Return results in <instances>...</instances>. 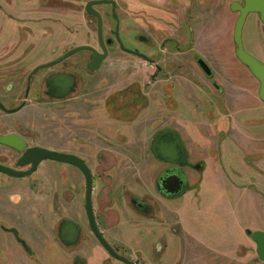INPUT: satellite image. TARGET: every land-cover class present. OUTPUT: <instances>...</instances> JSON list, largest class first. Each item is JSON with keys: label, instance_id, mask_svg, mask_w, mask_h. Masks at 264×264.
Masks as SVG:
<instances>
[{"label": "flooded vegetation", "instance_id": "flooded-vegetation-1", "mask_svg": "<svg viewBox=\"0 0 264 264\" xmlns=\"http://www.w3.org/2000/svg\"><path fill=\"white\" fill-rule=\"evenodd\" d=\"M236 3L242 6L246 4L245 0H0V38L3 37L7 22L1 18L12 19L18 12L27 16L25 18V34L28 36L27 39L30 37L29 42H25L27 46L21 49L15 45V48L13 47L6 54L0 56V111L7 116L20 113L27 106L29 97L36 101L37 98H42L47 103L60 104L67 115L70 114L72 117L76 115L77 121L80 122L79 126H83L82 129L86 131L84 136L77 135L76 140L83 143L87 141L90 149L91 146L95 147L97 138H104L100 131L102 128H95L96 108L90 100L95 93L93 88L95 82L90 77L95 74L97 69L107 64L122 65L125 63V65L131 66L138 63L148 65L155 70L147 74V80L144 83L138 80L132 81L119 90L121 94L120 106L117 104L115 106L117 100H115L114 106L111 105L112 94L109 95L108 104L105 103L106 117L129 126L127 128L121 125L123 129L118 130L117 138L109 142L110 144L115 142L116 144L131 143L133 145L131 157H92V159L88 157L90 153L82 155L76 152L52 149L76 155L85 161L93 176L92 207L99 231L119 255L128 258L134 264H142L146 260L148 256L145 255L144 249L138 251V255L143 260L134 261L130 257L132 254H129L123 246L118 247V245L110 243V239L115 240L114 242L122 240L123 237L118 230L123 226L129 227L140 238L156 233L158 241L156 246L158 247H155L154 250L161 248L154 251L156 253L153 255L154 262L163 250H165L164 258L168 254L169 242L164 236H168L172 232L173 238L174 235L182 236L184 253L190 259L189 241L191 237L183 229L182 216L178 213V210L183 207L176 209L169 203L170 200L184 199L190 192L196 191L195 194L198 195L204 179L201 175L207 168L206 163H192V152L186 146L182 135L187 149V161L183 165L165 162L155 157L151 151V145L157 135L163 131L176 129L164 126L160 130V126H154V120L150 125L153 128L148 125L143 127H149L151 130L148 132H152L151 135L147 136L148 132L143 130L138 134L137 120L139 118L136 114L141 113L139 117H142L143 111L151 107L155 91L151 94L150 99L147 91L158 86L156 85L158 83L157 72L159 76L160 74L166 77L170 76L173 78L172 81L177 79L181 84L185 83L179 77L186 79L184 75H188V84H198L191 71V65L195 63L199 66V58H203L212 69L213 75L209 77L199 66L203 76L218 93V96L212 95L215 105L218 104L215 100H220L223 104V97L229 92L227 85L221 84L215 79L216 69L206 56L199 52H196L192 57L191 55L193 50L204 45L205 39L207 43L208 33L221 31L223 12L227 14L230 12L229 14L232 16L237 15V17L235 16L232 38L235 44V26L241 14L239 9L233 8ZM251 14L256 15L264 24L259 13ZM40 28L42 29L41 37L49 40L37 42V31ZM56 29L71 34L74 40L59 41L60 36H56L58 34ZM12 32L11 30L10 33ZM54 33L56 38L53 37ZM10 37L11 35L6 38ZM206 47L208 48V44ZM206 47L204 46L203 49ZM17 48L22 52L18 58L9 56ZM33 52L34 57H32ZM39 59L41 61L35 64ZM234 61H236V65L245 66L236 56V52ZM26 62L29 63L28 65L34 63L35 66L18 80L14 71H18L20 67L17 66H23ZM96 65H99L98 68L93 70L92 67ZM246 68L249 70L248 67ZM2 78L8 81L7 85L4 86ZM256 80L258 83L256 95L264 103L259 96L261 83L257 78ZM170 83L168 80L167 89L169 92L166 93V106L171 110L176 108L177 102L172 99L173 87L169 85ZM188 89L189 85L186 90L188 91ZM14 90L19 91V96L23 95V99L18 105L10 107L3 97L6 98L8 93ZM186 90L183 89V91ZM162 91L164 92V89ZM72 100H83L89 104L84 108L83 113L76 110V107L69 110L70 105L66 103H70ZM144 105H146L145 109L142 108ZM217 107L223 110L222 106L217 105ZM141 108L142 112L139 111ZM154 113L152 111L144 116L148 118ZM11 134L21 137L27 148L36 146L29 143L27 134L21 130L0 134V136ZM138 142H143L144 150L148 145L151 157L138 154L140 152L136 148ZM0 145L18 153V158L13 166L1 160L0 164L21 171L30 170L31 165L17 166L19 159L23 156L22 152L2 143ZM48 162H54V165H48L47 168L40 171L41 166ZM48 168L54 169L55 172H51ZM187 169L200 174L199 178L193 180V172L188 173ZM37 172L40 174L38 180L33 184H25L23 188H20L21 186L18 188V192L22 191L20 201L13 202L10 197H7V201L0 202V264H13V257L16 253L27 257L29 264L31 262L32 264L41 263L40 258L45 256L43 254L45 251L43 248L39 250L36 247L47 238L44 235H41L39 240L34 237L46 230L50 197L54 200L52 209L60 218L59 222L54 225L55 239H50L55 240L67 254H74V261L72 260L74 264H85L83 262L88 251L89 264L95 259L100 260L101 264H108V257L121 264H126L114 258L107 251L91 227L86 211L87 181L84 172L79 167L59 161L45 160L29 176L13 177L2 172L0 174L16 179H27L33 177ZM178 172H181L185 179L184 188L177 195H168L161 190L160 180L166 174L172 175ZM32 193L39 195V197L35 196L33 202ZM78 204L82 210L76 207ZM186 206L185 204L184 208ZM81 212L83 216H81ZM175 217L176 219H174ZM30 218L33 219L35 227L30 224ZM82 222L87 224V230ZM29 225L33 226L30 235L27 234L28 230L25 231ZM177 226H179V230H177ZM182 231L185 232L187 238L183 237ZM249 236L252 239V236ZM94 240L99 247L97 248L99 256L95 255L96 253L92 254L93 251L89 250H95L90 246ZM252 241L256 245L257 252V244L253 239ZM237 255L243 256L244 253H240L238 250ZM36 257L39 263L33 261V258ZM177 264L181 263L177 262ZM183 264H192V262L190 260Z\"/></svg>", "mask_w": 264, "mask_h": 264}, {"label": "rangeland", "instance_id": "rangeland-1", "mask_svg": "<svg viewBox=\"0 0 264 264\" xmlns=\"http://www.w3.org/2000/svg\"><path fill=\"white\" fill-rule=\"evenodd\" d=\"M229 13L227 14L223 12L222 14L223 28L219 33H216V35L218 34L219 39L223 37L226 40L228 31L229 34L233 33L236 21L235 16L237 17V15L232 16ZM26 17L27 16L24 13L18 12L13 16L12 19H9L7 17L1 18V20H6L7 22L3 31V37L0 38V56L6 54L9 50L13 49V47L15 48L17 46L18 48L22 49L23 47L27 46L25 42H29L30 37L29 39H27L28 36L27 34H25ZM11 30L14 32V35L13 32L10 33ZM57 30L58 29H56V31ZM57 32L58 34H56V36H60L59 41L67 42L74 40V37L71 34L66 33L64 30H58ZM9 35H11V37L7 39L6 37ZM41 36L42 29L40 28L37 31V42L49 40L47 38H42ZM56 36L54 33L53 37L56 38ZM207 38V43L205 39L204 45L202 47L199 46L196 50H193L191 57L196 52H199L206 56V51H203V47H206V44H208V47L210 46L211 33H208ZM243 43L247 52L264 63V24H262L260 19L254 14H251L246 20L245 26L243 28ZM18 48L15 49L9 56H12V58H18V56L22 53ZM209 53L207 55V59L216 69L217 75L215 76V79H217L221 84L227 82L228 86H230L229 94L227 93L226 95H224L223 100L221 99L223 104H221L220 100H215L218 103V106H222L221 108L223 110H220L219 112H225V114L220 115V117H224V119H220L221 121H216V123H218V126H220L222 130L220 132L219 130H213L211 132L214 135L212 136L213 142L211 141V144H213L212 146H210L211 144H209V146L203 147L202 149L201 146L196 144L192 147V163L194 164L197 162H202L206 163L207 166L203 173L204 175H201L204 179L200 193L197 195L195 194L196 191L190 192L185 196L184 199L180 198L176 200H170L169 204H171V206L176 209L182 207L184 208L185 204H189L188 208H185L187 210H185L184 212L185 222L187 224V230L185 229L186 232H192L193 235H196L199 239L203 240L204 243L207 244L210 248H218L220 246L233 247L234 245L236 246L238 244L237 249L240 253H244V255L239 257L238 255H235L233 258H227L226 256H221L217 252L215 254L209 250L207 251V256L201 259L200 257L191 256L189 259L187 254L184 253V239L180 235H174L173 238L172 232L170 233V235L164 236L169 242L168 254L164 258L165 250H163L158 255L159 257L155 258L154 262L153 255L156 254L154 253V251H158L161 248L160 247L158 248V250H154L158 247L156 246L158 244V241L156 240V233H153L149 236L147 235V237L144 236L143 238H140L139 235H136V233L134 231H131L129 227H121V229L118 231L119 233H121V237H123L121 238L122 240L114 242L115 240L110 239V243L118 245V247L123 246V248L126 249L129 254H132L130 257L134 261L143 260L138 255V251L144 249V253L148 257L144 262H142V264H177V262L183 264L184 262L187 263L190 260L192 264H264V262L261 261L257 255V252L255 250L256 245L253 243L251 237L247 233L248 230L254 232H264V189L260 188V185L263 184V182H260L257 178L253 179L254 176H258L259 173V170H256L253 167L252 162L254 161V158H252L251 156L221 157V155L217 152L218 149L214 146L219 143L218 145L220 147L223 140H227L229 145L233 143L239 146L238 140L239 138H241V135H239L240 131L238 129L237 131L235 130L233 132L232 130H229V124L231 123V121L230 119H226V117H230L240 122L246 121V119L250 117L264 119V108H261L258 111V107H263L264 103L260 100L253 99L250 103V107L246 108V110L238 111V109L229 108L230 106H227V102L230 103V96L232 94H243L245 96L254 95V97H258V95H256V90L258 89L257 80L245 66L230 65L228 67L224 63H220V57L218 55L217 57H215L216 55L215 53H213L209 56ZM32 57H34V52ZM217 58L219 60H217ZM40 61V59L37 60L35 64ZM28 64L29 63L26 62L23 66H17L20 67V69L14 72L18 76V80L20 79V77H24V74L27 71H30L35 66L33 65L34 63H30V65ZM142 65L143 64L140 65L138 63L132 64L131 66H129V64L125 65V63L122 65L107 64L100 69H97L95 74L90 77L95 82V86L93 87L95 93L90 99L92 101V104L96 108L94 119L95 128H102L100 129V131L104 136V138L96 139L95 147L91 146V148L93 147L94 150L93 148H90L91 150H93L92 152H89L91 150L88 148L87 141H84L83 143L82 141L78 142L76 140L77 135L84 136L86 133V131L82 129L83 126H79L80 122L77 121L76 115L74 117H72L70 114L67 115L66 112L63 111L62 105L47 103L42 98H37L36 101L33 100L32 97H29L27 106L20 113L15 115L7 116L0 111V134L9 133L15 130H21L22 132H25L27 134L29 143L32 146H44L47 148L63 150L66 152H76L82 155L90 153V156L88 154V157L90 158L131 157L130 153L133 152V145L131 143L116 144L115 142L114 144H110L109 142L117 138L116 134H118L119 129H123L122 126H125L127 128H129V126L112 118H109L108 116L106 117L105 103L107 102L108 104L109 95L112 94V97L110 98V102H112L111 105L113 104L112 106H114V102L115 100H117L115 106H120L119 99L121 98V94L119 90L124 88L132 81L138 80L144 83L147 80V74H150V71H155L148 65ZM191 68V71L195 77L194 79H196L198 84L191 85L189 92L186 90L189 81L188 75H184L186 76L187 80L183 77H179L185 83L181 84L177 79L172 81L173 78H171L170 76L166 77L162 76V74H160L159 76V73H156V78L158 80V83H156V85L158 86L151 88L147 92H149V99L154 91L155 93H159H154L152 104H150L151 109L149 108L143 111L142 108L145 109L146 107V105H144L141 109H139L140 112H144L142 114V117H139L141 113H139V115L136 114L139 118L137 120L138 134L142 133L141 130L146 132L150 131L151 129L149 127H143L145 125L150 126L154 120V126H160V130L164 126L176 127L181 129L185 128L189 130L191 128V125H189V121L192 119V112H188L187 105L190 104H199L201 106L200 108L205 109L207 113L211 111V96L208 97L209 99L204 98L202 95H199L198 89L206 87L205 89H207L209 93L211 92V95L218 96V93L212 87L209 81L204 78L203 73L199 69V66L197 64L192 63ZM168 80L169 83L170 81H172L169 84L171 85V87H173L172 99L177 102L176 108L171 110L166 106V93L169 92V90L167 89ZM2 82L4 83V86L8 84V81L3 78ZM179 88L181 89V91ZM162 89H164V92L162 91ZM183 89H185L186 91H183ZM187 93H192V98H189V96L186 95ZM19 94V91L14 90L13 92L8 93L6 98H3L7 101L10 107L16 106L23 99V95L19 96ZM196 98H199V100L197 101ZM87 101L84 102L83 100H72L70 103L68 102L66 104L70 105L69 110L76 107V110L83 113L85 111L84 108L89 104V101ZM226 108L229 109L227 110ZM254 108L256 109L254 110ZM152 111L155 112L153 116H150L148 118H146L147 116H144ZM228 113H230L231 115ZM252 122H254V120H252ZM150 127L153 128L152 126ZM262 128L263 131L264 127ZM151 133L152 132H148L147 136L151 135ZM191 141L193 142V140ZM236 145L234 146L235 148H237ZM143 147V142L136 143V148L140 151L138 154L145 157H151L148 150V145L146 146L147 148L145 150L143 149ZM242 153L243 155H248L249 152L245 149ZM229 155L231 156V154ZM17 158V152H14L11 149H6L4 146L0 145L1 161L13 166ZM244 158H247L248 164L245 162ZM242 162H244L245 164ZM48 165H54V162L44 163L41 166L40 171L47 168ZM243 165H245V167ZM187 170L188 173L193 172V177L190 174L193 180H197L199 178L200 174H197L190 169ZM50 171L53 173L55 172L54 169H51ZM39 175L40 174L37 172L34 173L33 177L27 179H16L13 177H7L4 174H0V202L7 201V197H10V200L13 202L20 201V195H22V191L18 192V188L20 186V188H23V185L25 184H33L36 180H38ZM35 196L39 197V195H35L34 193H32V202L35 200ZM49 199V206L47 208L48 216L46 219L47 221L45 227L46 230L44 231V233H39L37 237H34V239L39 240L41 238V235L46 236L47 239H44L43 243L38 244L36 247V249L39 250L40 248H43V250L45 251V253L43 254L45 256H42L40 258L41 263H39L37 257L33 258V261L39 264H74V254H67L55 240L50 239L54 238V225L59 222L60 218L56 216L54 210L52 209V203L54 202V200L51 197ZM198 205L200 206L198 207ZM67 207L69 208V206ZM76 207L82 210V207L79 204ZM81 216H83L82 212ZM31 218L29 221L30 224L33 225V219ZM174 219H176V217ZM32 225H29L25 230H28L27 234L29 235L31 233L32 227H35V224L33 226ZM82 225L84 226L85 230L88 229L87 224L82 222ZM177 230H179V226H177ZM182 235L183 237L187 238V235L183 231ZM90 246L93 247L92 249H95H89L90 251H93L92 254L96 253L95 255L99 256V250L97 249L99 247L96 240L91 242ZM201 249H205V247L201 246ZM24 258L25 257L22 254L16 253L15 257H13V264H29V259H27V257L25 259ZM108 258V264H121L110 257ZM89 261L90 259L88 251L83 263L89 264ZM90 264H101V262L100 260L95 259L91 261Z\"/></svg>", "mask_w": 264, "mask_h": 264}, {"label": "water", "instance_id": "water-1", "mask_svg": "<svg viewBox=\"0 0 264 264\" xmlns=\"http://www.w3.org/2000/svg\"><path fill=\"white\" fill-rule=\"evenodd\" d=\"M245 3V6L237 3L233 6L234 9H239L241 12L236 22L234 32V41L236 44L235 52L238 59L248 67L251 73L260 81L261 87L259 96L262 101H264V63L247 52L243 43V28L249 14L259 13L261 20L264 22V0H245ZM198 64L207 76L210 77L213 75L211 67L203 58L198 59ZM98 66L99 65L92 67L93 70L98 68ZM0 143L23 153V156L19 159L18 167L31 165L30 170L21 171L0 164V172L9 176H29L35 172L39 164L45 160L59 161L79 167L84 172L87 181L86 211L95 235L114 258L123 261L126 264H134L128 258L119 255L99 231L92 207L93 176L83 159L73 154L63 153L40 146L27 148L25 141L15 134L0 136ZM151 151L155 157L165 162L183 165L187 161V149L184 145L181 134L176 130H167L159 133L151 145ZM160 185L161 190L166 194L177 195L183 190L185 179L181 175V172L172 175L166 174L161 178ZM247 233L252 236V239L257 244L259 259L264 261V232H253L248 230Z\"/></svg>", "mask_w": 264, "mask_h": 264}, {"label": "crops", "instance_id": "crops-1", "mask_svg": "<svg viewBox=\"0 0 264 264\" xmlns=\"http://www.w3.org/2000/svg\"><path fill=\"white\" fill-rule=\"evenodd\" d=\"M228 35H226V40H225L223 37L219 39L218 34L216 35V33L215 34L211 33V40L213 41H210V42L211 44H214V45L210 44V46L208 48L206 47V49H203V51H206V54H205L206 57H208L207 55L209 52H210L209 56L215 53L216 55L215 57H217L218 55L220 57L221 63H224L226 66L229 67L230 65H236L237 63L236 61H234V53H235L236 46L233 43V39H232L233 33L229 34V31H228ZM218 41L220 43L217 45ZM217 60L219 59L217 58ZM239 66H243V65L240 64ZM225 84L227 85V88L229 90L230 86H228L227 82H225ZM188 85H189V89H188V92H189L190 86L193 85V83H189ZM200 89L202 90L204 89L203 90L204 92ZM200 89H198L199 95H202L206 99L211 96V102H212L211 111L207 113L205 109L200 108L201 106L199 104L198 105L197 104L187 105L188 112L189 113L192 112L191 113L192 119L189 121V125H191V128L189 130L182 128L183 129L182 130L181 128L173 127L174 129H176L177 131L181 133L184 139V142L189 150H192V147L195 146L196 144L201 146L202 149L203 147L209 146V144H211V141L213 142L212 136H214L211 132L213 130H219V132L222 130V128L218 126V123H216V121H221L220 119L223 120L224 117H220V115L225 114V112H222V113L219 112L220 109L217 107V105H215L211 92L209 93L207 89L205 88H200ZM186 95L189 96V98H192L193 96L192 93L191 94L187 93ZM196 99L197 101L199 100V98H196ZM253 99L259 100V98L254 97V95L245 96L243 94H232L230 96V103L227 102V106L228 107L230 106L229 108L238 109V111L246 110V108L250 107V103L252 102ZM229 108H226V109L228 110ZM261 108H264V106L263 107L259 106L258 111ZM255 109L256 108H254V110ZM226 119H230L231 121V123L229 124V130H232L233 132L235 130L237 131L238 129L240 131L239 135H241V138H239L238 140L239 146L233 143L229 145L227 140H223L222 145L220 147L218 145L219 143H217V145H214L218 149L217 152L221 155V157H250L251 156L252 158H254V161L252 162L253 167L256 170L258 169L259 173H258V176L256 177L254 176L253 179L257 178L259 179L260 182H263V184L260 185L261 186L260 188L264 189V130L262 131L263 129L262 127H264V119L250 117V118H247L246 121H242V122L236 121L235 119H232L230 117H226ZM252 120H254V122H252ZM248 131H252V132H248ZM191 132H194V133H191ZM191 140H193V142ZM212 145L213 144H211L210 146ZM235 145L237 148L234 147ZM245 149L249 152L248 155H243L242 152H244ZM229 154H231V156ZM257 157H261V158H257ZM244 160L247 163V158H244ZM243 166L245 167V165ZM238 187H239V184H238ZM186 207H188V205ZM185 208L178 210L179 211L178 213L182 216L181 219L183 222V225H182L183 229L187 230V224L185 222V213H184ZM187 233H189L191 237L189 241V251H190L191 257H205L207 256V251L209 250L215 254L217 252L219 253V255L226 256L227 258H233L235 255H237L238 244L236 246L234 245L233 247L231 246L221 247L220 246L218 248L217 247L210 248L207 244L204 243L203 240L199 239L196 235H193L192 232L187 231ZM201 246H204L205 249H201ZM198 249H201V250H198Z\"/></svg>", "mask_w": 264, "mask_h": 264}, {"label": "trees", "instance_id": "trees-1", "mask_svg": "<svg viewBox=\"0 0 264 264\" xmlns=\"http://www.w3.org/2000/svg\"><path fill=\"white\" fill-rule=\"evenodd\" d=\"M113 105V104H112Z\"/></svg>", "mask_w": 264, "mask_h": 264}]
</instances>
